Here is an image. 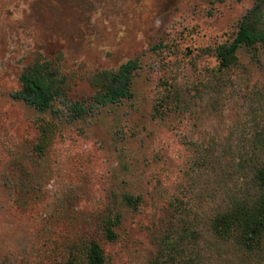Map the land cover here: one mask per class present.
<instances>
[{
	"label": "rangeland",
	"instance_id": "rangeland-1",
	"mask_svg": "<svg viewBox=\"0 0 264 264\" xmlns=\"http://www.w3.org/2000/svg\"><path fill=\"white\" fill-rule=\"evenodd\" d=\"M258 1L0 0V264H86L91 242L104 264H264V236L212 229L258 195L264 51L216 57ZM132 59L133 97L85 118L12 98L50 62L86 104Z\"/></svg>",
	"mask_w": 264,
	"mask_h": 264
},
{
	"label": "trees",
	"instance_id": "trees-1",
	"mask_svg": "<svg viewBox=\"0 0 264 264\" xmlns=\"http://www.w3.org/2000/svg\"><path fill=\"white\" fill-rule=\"evenodd\" d=\"M264 3L256 2L238 23L236 34L231 43L218 46L216 57L218 68L226 69L236 61V51L240 47L250 50L260 46L264 51ZM140 68L135 59L128 60L115 70H102L94 75L98 87L95 95L86 104L73 103L67 98L65 77L50 62H36L20 76L21 89L12 98L21 100L39 111H47L58 100L64 111L72 119H81L94 114L100 107L129 100L133 97L132 77ZM258 195L253 203L235 201L232 207L213 220L212 229L217 236L227 240L232 236L240 244L251 249L264 236V163L256 171ZM138 198L127 197V204L134 205ZM107 238L113 240L115 234L106 231ZM102 248L91 242L87 250L86 264H104Z\"/></svg>",
	"mask_w": 264,
	"mask_h": 264
}]
</instances>
